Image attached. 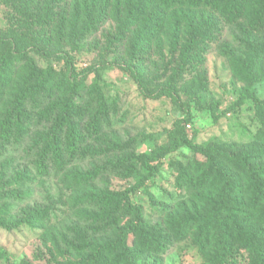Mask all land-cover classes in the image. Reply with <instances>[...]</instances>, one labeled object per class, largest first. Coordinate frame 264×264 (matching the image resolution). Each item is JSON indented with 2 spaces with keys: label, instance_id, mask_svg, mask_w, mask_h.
<instances>
[{
  "label": "trees",
  "instance_id": "16d2710c",
  "mask_svg": "<svg viewBox=\"0 0 264 264\" xmlns=\"http://www.w3.org/2000/svg\"><path fill=\"white\" fill-rule=\"evenodd\" d=\"M0 2L20 15V21L10 16L14 26L24 21L29 26L33 18L46 30L41 36L31 30L30 43L26 36L0 39V165L12 169L10 148L24 146L31 168L0 180V231L23 226L42 230L35 257L44 264H158L171 246L187 239L196 244L204 264H235L241 250L247 252L248 264H264V99L253 88L264 79V0H46L43 7L35 0ZM107 18L118 24L115 41H129L125 69L143 98H169L182 116L166 144L132 156L135 163H121L135 182L124 190L98 193L89 190L103 168L64 173L76 159L128 146L114 128L116 100L98 80L87 83L93 69L76 73L63 42L77 44ZM225 26L236 32V45L226 43L219 53L228 59L234 79L245 85L227 112L251 103L258 127L249 141L215 139L197 145L187 125L195 119L192 104L199 107L202 95L210 94L206 58ZM45 37L59 45L53 53H46L45 45L42 53L65 60L64 70L51 64L39 68L29 54ZM155 48L170 54L162 71L153 60L159 56ZM190 67L195 74L185 80ZM180 81L184 84L178 88ZM180 91L189 95L187 102ZM209 108L216 121L227 114L217 101ZM108 130L115 133L113 141ZM182 149L192 157L174 160L171 156ZM166 160L176 171V187L155 195L152 187L159 185ZM53 174H64L63 182L79 195L73 206L82 209L95 230L102 227L100 240L88 239L84 228L77 227L63 249L52 231L55 210L27 205L21 216L15 215L18 204L33 197L31 187ZM92 205L95 210L86 213L89 207L84 206ZM8 260L0 243V263ZM19 264L35 263L26 258Z\"/></svg>",
  "mask_w": 264,
  "mask_h": 264
},
{
  "label": "rangeland",
  "instance_id": "374dc122",
  "mask_svg": "<svg viewBox=\"0 0 264 264\" xmlns=\"http://www.w3.org/2000/svg\"><path fill=\"white\" fill-rule=\"evenodd\" d=\"M35 1L42 7L45 6L46 0ZM37 10H40V8ZM11 15L16 16L20 21V15L13 8L0 2V39H7V36H14L15 38L26 36L28 43H30L32 39L30 37L31 30L38 36L46 32L43 29L44 27L33 18L29 19L32 22L29 26L26 24L27 21L14 26L9 20ZM117 34L118 24L111 18H107L104 23L98 25L91 33H87L84 36L85 38L77 44L71 45L67 41L63 42L64 48L70 52L76 73L80 74L93 69L94 71L90 73L87 83L91 85L95 80H98L106 95L116 100L119 111L116 114L117 122L114 128L117 130L118 140L123 145L128 146L126 151L105 152L101 150L102 153L96 157L87 156L86 158L76 159L64 173L88 172L96 167L103 168V175L97 178L91 186L92 190H89L98 193L124 190L129 184L135 182L134 179L126 177L127 171L123 169L121 163L123 162L124 165H128L131 162L135 163L137 159H131L132 156L166 144L169 130H171L174 122L182 116L180 108L169 98H143L136 81L132 79L130 73L125 69L129 58V41L125 40L122 43L115 41ZM235 34L234 29L225 26L219 35V42L212 45L207 55L205 68L209 77L210 94L205 93L202 95L199 107L197 104H192V113L195 119L192 129L187 131L192 142L197 145H202L215 139L225 142L249 141L250 136L257 130L258 123L255 113L252 111L251 103L239 108L236 112H227V109L232 107L238 100V90L245 86L244 83L234 79L228 59L219 53L220 48L226 43H233L232 46L236 45ZM109 40L114 41L113 47L110 46ZM56 43L59 45V41L56 42L53 38L45 37L37 49L30 47L29 54L34 58L39 68L47 67L51 64L57 71L65 69V60L58 57H45V54L42 53L45 45L47 47L46 53H53L54 49L52 48ZM154 50L159 56L154 55L153 60L162 71L163 64H167L171 60L170 54L166 49L162 51L155 48ZM195 67L198 68L197 66ZM194 71V67L188 68L183 76L184 79H190L195 74ZM183 84L180 81L178 88ZM253 88L256 94L261 99H264V79L256 85L254 84ZM179 93L183 103L187 102L189 95L187 96L185 91H180ZM213 100L219 102L220 112H227V114L221 115L218 121L214 119L209 108ZM28 104V108H30L32 104ZM108 134H110V141H113L115 133L108 130ZM101 145L103 144L97 146ZM90 146L96 148L95 144ZM103 147L106 150L108 146L103 145ZM25 149L26 147L24 146H13L10 148L8 158L15 162L12 169H3L0 165V180L4 175H7V179H9L12 178L11 173L31 169L26 164ZM171 157L176 161H185L187 158L192 157V154L188 150L182 149ZM14 167H18V169L16 170ZM164 168L159 185L152 187V192L155 195H160L164 188L173 189L177 183L174 175L176 171L169 164V160L165 161ZM64 174H60V176L53 174L50 178L39 180L38 183L31 187L33 197L27 199L23 204H18V210L15 215L17 217L21 216L22 210L27 208V205L42 208L45 211L55 210L54 216H51L52 231L53 235L60 240L63 249L67 247L66 242L68 240H73L71 238L74 236L72 229L77 227L84 228L83 231L87 232L88 239L100 240L104 234L102 227L100 226V230H95L92 221L82 215V209L73 206L74 199L79 195H76L68 184L63 182ZM88 189L81 191H88ZM84 207H89L88 210H85L86 213L95 210V205ZM147 207L148 211H151L149 204ZM157 217L154 218L155 221L158 220ZM42 232L40 229L28 226L10 231L2 229L0 231V243L8 252L9 260L0 264H19L26 258L32 260L35 264H44L35 257L36 252L42 246ZM65 240L67 241L65 242ZM234 258L235 264H248L247 252L244 250H241ZM158 264L204 263L196 244L192 239H187L171 246L161 257Z\"/></svg>",
  "mask_w": 264,
  "mask_h": 264
},
{
  "label": "built area",
  "instance_id": "2783aa9c",
  "mask_svg": "<svg viewBox=\"0 0 264 264\" xmlns=\"http://www.w3.org/2000/svg\"><path fill=\"white\" fill-rule=\"evenodd\" d=\"M191 129H192V125L191 124L187 125V130L190 131Z\"/></svg>",
  "mask_w": 264,
  "mask_h": 264
}]
</instances>
